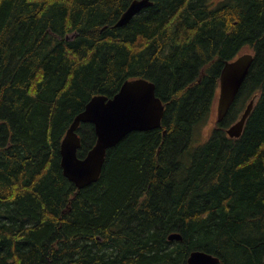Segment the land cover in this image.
<instances>
[{"label":"trees","instance_id":"trees-1","mask_svg":"<svg viewBox=\"0 0 264 264\" xmlns=\"http://www.w3.org/2000/svg\"><path fill=\"white\" fill-rule=\"evenodd\" d=\"M131 2L0 0V264H189L195 249L264 264V0H153L115 27ZM247 49L228 114L195 144L225 61ZM136 77L155 82L161 127L127 134L78 188L61 166L67 129ZM78 132L84 157L95 126Z\"/></svg>","mask_w":264,"mask_h":264},{"label":"water","instance_id":"water-1","mask_svg":"<svg viewBox=\"0 0 264 264\" xmlns=\"http://www.w3.org/2000/svg\"><path fill=\"white\" fill-rule=\"evenodd\" d=\"M153 0H132L115 27L127 24ZM69 37V36H68ZM254 62L253 52H244L238 57L225 61L220 72L219 95L217 98V122L222 121L234 103ZM253 98L240 118L227 127L230 137H240L254 108ZM165 113V104L156 93L155 82L136 77L127 79L112 97L94 95L83 111L77 114L61 142V166L64 175L78 188L97 182L103 172L109 148L118 144L133 131H147L159 128ZM91 122L96 130V142L84 157H79L81 136L78 128L82 123ZM170 240H181L179 232L169 234ZM217 255L201 249L193 250L189 264H217Z\"/></svg>","mask_w":264,"mask_h":264},{"label":"rangeland","instance_id":"rangeland-1","mask_svg":"<svg viewBox=\"0 0 264 264\" xmlns=\"http://www.w3.org/2000/svg\"><path fill=\"white\" fill-rule=\"evenodd\" d=\"M253 52L250 49H247L246 52ZM217 120V103L215 106L214 111L211 113L208 120H206L203 124L200 126H196L195 128V144H201L205 139L208 138V135L210 134L211 129L215 125ZM198 141V142H197Z\"/></svg>","mask_w":264,"mask_h":264},{"label":"bare ground","instance_id":"bare-ground-1","mask_svg":"<svg viewBox=\"0 0 264 264\" xmlns=\"http://www.w3.org/2000/svg\"><path fill=\"white\" fill-rule=\"evenodd\" d=\"M76 34H77V32L75 31V32H73L72 34H68V36L71 35L72 38H73Z\"/></svg>","mask_w":264,"mask_h":264}]
</instances>
